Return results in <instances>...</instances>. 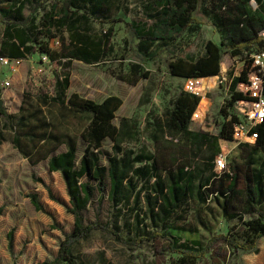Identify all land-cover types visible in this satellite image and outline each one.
<instances>
[{
	"label": "trees",
	"instance_id": "trees-1",
	"mask_svg": "<svg viewBox=\"0 0 264 264\" xmlns=\"http://www.w3.org/2000/svg\"><path fill=\"white\" fill-rule=\"evenodd\" d=\"M47 1L0 0V23L3 25L1 55L25 58L36 51L47 55L51 62L63 69L72 60L91 64L107 57L110 31H105L102 36H91L86 23L90 16L110 21L113 7L118 6L114 5L113 0H51L48 6ZM250 1L150 0L144 6L150 23L131 20L126 26L138 39L135 46L138 58L146 61L160 50L177 45L185 32L198 31L201 22L195 17V12L202 8L218 41L207 40L202 53L195 58L176 57L168 63V70L170 75L179 78L211 77L220 75L224 53L239 56L244 51L264 49L259 35L264 28V0H253L257 5L255 9ZM151 9H154L153 13H149ZM62 29L68 30L67 39L56 33ZM57 36L60 46L52 49L49 41ZM62 72L63 77L54 71L55 96L35 100L28 95L27 99L24 92L18 113L5 114L0 110L5 118L4 129L8 130L10 142L30 162H36L32 156L40 147L47 148L49 145L52 151L65 145L64 150L48 157V169L58 171L62 176L71 205L69 211L74 216V229L65 235L52 261L38 264H79L73 255V247L93 231L113 235L118 242L133 247L144 241L151 244L163 242V250L176 255L175 264H195L210 253L216 241L224 242L232 251L257 250L258 239H264V119L252 131L256 136L255 142L241 145L243 161L227 163L226 169L220 173L214 170V158L220 152L219 140L232 139L233 124L237 121L232 105L234 100L243 98L235 87L238 82L244 81V73L231 80V73L228 74V98L220 106L219 130L215 134L190 129V116L196 109L199 97L184 90L179 92L171 109L157 124L169 132L182 133L187 141L185 151L189 153L186 155L180 149L170 163H165L166 159L162 158L160 162L163 164H160L152 153L119 158L116 154L119 149V127L113 123V119L122 100L116 95H109L100 101L84 98L76 92L67 95L69 73L65 70ZM127 72V76L118 77L131 85L148 77V72L141 70L138 63L129 65ZM48 101L89 114V121L80 132L85 148L78 163L74 139L53 134L48 128L49 122L42 105L48 104ZM33 117H37L38 122H33ZM106 138L115 142L112 147L116 152L108 157L106 165H102L99 162L101 144ZM5 139L4 133H0V140ZM191 151L193 156L190 157ZM196 157L201 160L195 163ZM145 161L149 163L138 167L133 165L134 162ZM130 174L142 180L144 189L149 188L153 192L145 194L143 198L145 212L155 227L159 226L158 221L161 222L160 229L133 240L124 238L109 223L94 221L85 224L81 212L96 191L105 192L106 178L109 182L108 198L115 200L124 189L129 193L135 189ZM82 178L86 180L82 181ZM139 194L140 191L134 194V200H139ZM28 197L36 210H43L36 194H28ZM191 201L196 204L194 213L197 224H179L181 215L177 211ZM212 203L224 219L235 222L230 231L215 234L210 229V221L200 215L199 208L212 210ZM235 229L243 231L242 236L237 235ZM200 230L209 233L207 241H204Z\"/></svg>",
	"mask_w": 264,
	"mask_h": 264
},
{
	"label": "rangeland",
	"instance_id": "rangeland-1",
	"mask_svg": "<svg viewBox=\"0 0 264 264\" xmlns=\"http://www.w3.org/2000/svg\"><path fill=\"white\" fill-rule=\"evenodd\" d=\"M50 1H47V6ZM149 1L113 0L114 5L118 6L113 7L110 21L89 17L86 26L91 36H102L105 31H110L108 54L103 60L91 64L72 60L63 69L64 67L60 68L50 59L46 62L44 54L36 51L30 54L21 66L22 79L9 86V95L0 99L1 104L10 112H15L22 92L26 93L27 99L28 95L35 100H40L43 96L49 99L55 96L54 71L61 77L63 70L68 71L70 85L67 95L76 92L94 101L116 95L122 100V105L113 119V123L119 127V149L116 153L119 158L152 153L159 162L164 158L165 163H170L180 149L185 151L187 141L182 133L169 132L167 128L157 124V121L164 119V114L171 109L174 98L183 90L184 78L170 75L168 63L178 56L195 58L202 53L207 40L218 41V37L213 33L210 20L200 8L195 12V17L201 22L198 31L185 32L174 47L160 50L150 60H141L135 52L138 39L130 32L126 23L131 20L150 23L144 8ZM250 5L254 9L257 8L253 0ZM205 6L209 10L208 4ZM153 12L154 9H151L149 13ZM2 29L3 25L0 23V42ZM56 33L66 39L69 35L65 29ZM59 46V36L49 41L50 48ZM158 49L159 47L156 52ZM222 61L226 64L229 62L227 53L222 55ZM134 63H138L141 70L147 71L148 77L131 85L121 81L118 76H127L129 65ZM39 64L44 67L42 72L36 71ZM208 85L213 87L206 90V96L201 102V107L208 106L204 123L193 124L190 129L215 134L219 130L220 106L225 98H228V84L226 79L213 76ZM44 104L42 103L46 120L50 126L48 128L53 134L74 139L78 163L85 148L80 132L87 125L89 114L80 113L58 103L52 104L48 101V104ZM31 120L38 122L37 117ZM114 144L109 138L101 144L99 162L102 165H106L108 157L116 152L112 147ZM241 145L235 146L233 142L220 141V150L227 155L228 163L243 161ZM50 147H40L32 156L36 159V162L32 163L20 156L9 138L0 142V264H38L52 261L65 235L74 229V216L69 211L71 205L62 176L60 172L48 169V157L64 150L65 145L62 144L52 151L49 150ZM187 152L185 151L186 155L189 153ZM200 160L196 157L195 163ZM145 162H134L133 165L138 167L149 163ZM130 175L135 189L131 193L124 189L121 196H117L115 200L108 198L109 182L106 178L105 192L96 191L86 209L81 212L85 224L94 221L109 223L115 226L124 238L133 240L160 229L161 222L158 221L159 226L155 227L145 212L146 204L143 198L145 194L153 192L149 188L144 189L142 180L135 174ZM139 191V200L136 201L134 194ZM32 193L36 194L43 210H36L31 203L28 194ZM195 206L191 201L177 211V214L181 215L179 224H197ZM210 207L213 209L199 208V213L210 221L211 231L215 234L230 231L235 222L228 221L218 214L215 204H210ZM235 230L237 235L242 236L243 231ZM200 233L204 241L210 237L208 232L200 230ZM163 244L144 241L133 247L118 242L113 235L93 231L86 239L80 240L72 252L79 264H175L176 255L163 250ZM256 249L250 252L232 251L224 242L216 241L210 253L195 264H264L263 238L258 239Z\"/></svg>",
	"mask_w": 264,
	"mask_h": 264
},
{
	"label": "built area",
	"instance_id": "built-area-1",
	"mask_svg": "<svg viewBox=\"0 0 264 264\" xmlns=\"http://www.w3.org/2000/svg\"><path fill=\"white\" fill-rule=\"evenodd\" d=\"M259 35L264 45V28ZM227 57L229 62L226 64L221 61L220 75L215 76L226 79L227 84L233 77H240L243 73L245 79L238 82L235 87V91L242 93L243 98L233 102L232 111L237 121L233 124L232 139L226 140V142H233L235 146H240L244 143L252 144L255 142L256 137L252 131L264 119V49L244 51L239 56L227 54ZM43 58L46 62H49V58L45 54ZM0 62L7 66L10 72H15L21 60L0 56ZM41 70L38 69V71ZM229 73H231L230 80H228ZM211 77L194 76L183 80V90L199 97L196 109L190 116V127L193 124L203 125L204 123L203 120L208 111V106L204 105L201 107V102L206 96V90L213 87L207 83L211 80ZM4 84L8 86L9 81H5ZM214 162V170L217 173L224 171L228 163L227 155L220 150L215 156Z\"/></svg>",
	"mask_w": 264,
	"mask_h": 264
},
{
	"label": "crops",
	"instance_id": "crops-1",
	"mask_svg": "<svg viewBox=\"0 0 264 264\" xmlns=\"http://www.w3.org/2000/svg\"><path fill=\"white\" fill-rule=\"evenodd\" d=\"M0 56H4V57H7L5 55H1ZM29 55H27L25 58H17V59H20L21 62L20 64L18 65L17 69L15 72H10L8 67L3 65L1 62H0V99H2L3 97H8L9 95V86L13 83H15L16 81L18 80H21L22 77H23V74H22V70H21V66L22 64L24 63V61L28 58ZM10 58V57H8ZM42 64H39L38 66H36V71H38V69H42L41 71L39 72H42L43 71V65L41 66ZM5 81H9V85L6 86L4 83ZM209 82V81H208ZM207 82V83H208ZM23 94L24 92L21 93L20 95V102L16 108V111L15 112H10L3 104H1L0 106V110L5 113V114H16L18 113L19 111V108H20V105H21V102H22V99H23ZM4 123H5V118L4 116L0 113V133H4V135L6 136V139L5 140H8V138H10V135L8 133V130H5L4 129ZM5 140H0V142H4ZM221 140H219V143H220ZM12 144V143H11ZM13 146V145H12ZM14 148V147H13ZM15 149V148H14ZM16 150V149H15ZM17 151V150H16ZM22 157V155H20ZM24 158V157H22ZM26 159V158H24Z\"/></svg>",
	"mask_w": 264,
	"mask_h": 264
},
{
	"label": "water",
	"instance_id": "water-1",
	"mask_svg": "<svg viewBox=\"0 0 264 264\" xmlns=\"http://www.w3.org/2000/svg\"><path fill=\"white\" fill-rule=\"evenodd\" d=\"M0 106H1V100H0Z\"/></svg>",
	"mask_w": 264,
	"mask_h": 264
}]
</instances>
